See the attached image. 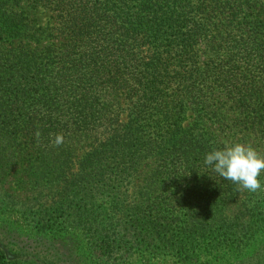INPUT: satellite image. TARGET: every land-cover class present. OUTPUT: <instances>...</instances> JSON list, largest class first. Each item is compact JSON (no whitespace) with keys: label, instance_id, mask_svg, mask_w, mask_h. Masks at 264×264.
Wrapping results in <instances>:
<instances>
[{"label":"trees","instance_id":"trees-1","mask_svg":"<svg viewBox=\"0 0 264 264\" xmlns=\"http://www.w3.org/2000/svg\"><path fill=\"white\" fill-rule=\"evenodd\" d=\"M241 128L264 140V0H0V193L50 189L40 221L66 264L82 262L77 231L104 261L196 256L222 229L247 246L264 199L224 227L241 188L204 164ZM143 176L129 204L126 180Z\"/></svg>","mask_w":264,"mask_h":264},{"label":"rangeland","instance_id":"rangeland-1","mask_svg":"<svg viewBox=\"0 0 264 264\" xmlns=\"http://www.w3.org/2000/svg\"><path fill=\"white\" fill-rule=\"evenodd\" d=\"M40 19L42 23L46 22L50 19V13L45 12L41 14ZM193 119V112L190 111L188 122L191 123ZM237 142L250 145L261 155H264V140L260 134L258 135L242 128L241 130L234 129L230 133L228 143ZM87 150V146L79 145L76 151V159L80 158ZM144 177L126 180L123 190L127 195L129 204L135 205L139 202L136 199V193L142 190L144 185L142 179ZM26 185V187H23L22 184L18 188L12 185L13 188L7 191L8 193H0V232L4 231V227H7L8 230L11 228V231L16 229L19 235L17 240L14 236H11L12 233L6 234L3 238V243L0 242L1 247L2 244L6 246V254H8V262L4 264H57L58 259L59 264H66L63 254H61L62 258L55 256L56 253L67 252L63 247V243L52 240L53 235L50 230L43 231L44 226H42V221L44 223L48 222L47 220H50V216L45 213V206H42V203L46 204L50 199V189H47L43 184L40 189L38 185H35V191H32L33 185H31L30 191L27 190L30 183L27 182ZM45 194L48 195L42 198ZM261 199H264V187H261L256 192L241 189L239 198L236 201L231 200L230 203L226 204L227 208L224 207V214L219 219L223 218L228 222L224 227L237 220L239 221L238 217L243 218L245 216L247 212L246 207L250 205L257 208L259 203L262 204ZM44 216L45 219L40 221ZM129 217L130 215L125 216L124 220H127ZM229 219L231 220L229 221ZM64 220L65 216L61 217V213L59 212L58 223H60V226L55 233L59 237L68 233L65 229H60L63 226ZM224 220L218 222L220 228H224L221 227V223ZM202 223H206L208 224L207 227H210L211 220L206 219ZM118 235L117 232L112 237L117 238ZM2 236L3 234H0V237ZM76 236L83 240L79 248V253L83 256L81 264H261L258 260L264 242L263 230L256 233L255 237L250 239V243L247 246L237 248L235 245L239 242V239L236 235L232 234L230 230L222 229L201 242L196 256H189L190 252L181 254V252H177L175 249H167L164 246L158 245L156 253H150V251L146 252V254L136 253L130 260L125 262L114 259L119 258L114 254L112 255L113 258H110L114 260H97L91 255L87 239L84 235L77 231ZM40 237L43 240H40ZM67 254L69 255V253Z\"/></svg>","mask_w":264,"mask_h":264},{"label":"clouds","instance_id":"clouds-1","mask_svg":"<svg viewBox=\"0 0 264 264\" xmlns=\"http://www.w3.org/2000/svg\"><path fill=\"white\" fill-rule=\"evenodd\" d=\"M61 137H57L60 143ZM204 164L225 180H230L241 189L256 192L264 187L260 177L264 174V155L243 143H225L205 155Z\"/></svg>","mask_w":264,"mask_h":264}]
</instances>
